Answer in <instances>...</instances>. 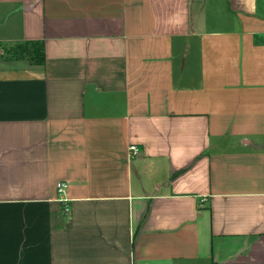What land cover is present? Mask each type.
I'll use <instances>...</instances> for the list:
<instances>
[{
    "label": "crops",
    "instance_id": "crops-1",
    "mask_svg": "<svg viewBox=\"0 0 264 264\" xmlns=\"http://www.w3.org/2000/svg\"><path fill=\"white\" fill-rule=\"evenodd\" d=\"M192 1L0 0V264H264V0Z\"/></svg>",
    "mask_w": 264,
    "mask_h": 264
},
{
    "label": "trees",
    "instance_id": "trees-1",
    "mask_svg": "<svg viewBox=\"0 0 264 264\" xmlns=\"http://www.w3.org/2000/svg\"><path fill=\"white\" fill-rule=\"evenodd\" d=\"M0 58L4 62H24L30 67L45 65L44 43L42 41H18L0 43Z\"/></svg>",
    "mask_w": 264,
    "mask_h": 264
},
{
    "label": "built area",
    "instance_id": "built-area-1",
    "mask_svg": "<svg viewBox=\"0 0 264 264\" xmlns=\"http://www.w3.org/2000/svg\"><path fill=\"white\" fill-rule=\"evenodd\" d=\"M129 151H130L132 154L136 155V154L139 153V148H137V146H135V145H131V146L129 147ZM65 188H66V185H65L64 183H58V184L56 185L57 193H58L59 195H61V196L64 195V190H65ZM59 202H60L61 204H63V212H64L65 214L68 215L70 209H69L68 204H67V199H65L64 197H60V198H59Z\"/></svg>",
    "mask_w": 264,
    "mask_h": 264
},
{
    "label": "rangeland",
    "instance_id": "rangeland-1",
    "mask_svg": "<svg viewBox=\"0 0 264 264\" xmlns=\"http://www.w3.org/2000/svg\"><path fill=\"white\" fill-rule=\"evenodd\" d=\"M203 1H207V7H209L210 6V1L209 0H198V1H192L191 2V5H192V10H193V12L194 11H196V7L199 5V4H203ZM221 0H218V2H220ZM223 1V0H222ZM196 6V7H195ZM209 9H210V7H209ZM0 51H1V49H0ZM2 52V51H1Z\"/></svg>",
    "mask_w": 264,
    "mask_h": 264
}]
</instances>
